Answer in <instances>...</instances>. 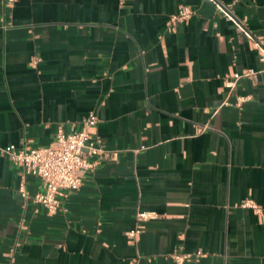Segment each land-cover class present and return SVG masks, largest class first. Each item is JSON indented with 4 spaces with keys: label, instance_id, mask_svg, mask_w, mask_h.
Here are the masks:
<instances>
[{
    "label": "crops",
    "instance_id": "0c3cea01",
    "mask_svg": "<svg viewBox=\"0 0 264 264\" xmlns=\"http://www.w3.org/2000/svg\"><path fill=\"white\" fill-rule=\"evenodd\" d=\"M249 69L257 82L227 86ZM93 111L92 141L118 156H88L51 214L2 149L48 147ZM140 211L158 217L133 242ZM178 249L264 264V0H0V264H175Z\"/></svg>",
    "mask_w": 264,
    "mask_h": 264
},
{
    "label": "built area",
    "instance_id": "2783aa9c",
    "mask_svg": "<svg viewBox=\"0 0 264 264\" xmlns=\"http://www.w3.org/2000/svg\"><path fill=\"white\" fill-rule=\"evenodd\" d=\"M18 1L5 0V3L13 6ZM193 14V8L185 5L171 20L186 24ZM242 77H250L255 82L258 81V73L253 69H249L244 73L235 74L233 76L234 80L229 81L227 86L231 89L234 88L236 81ZM250 100L251 96H238L235 102L226 99L225 104L231 107H241ZM98 122L97 113L93 111L83 120L81 131L65 132L60 130L54 143L48 147L18 149L16 146L11 145L2 149L3 153L15 165L22 168L26 175L41 179L44 191L37 194L34 201L49 213L54 214L62 211V199L65 198L66 193L78 191L87 172L97 165V162L89 161L88 156H96L100 160L117 158L118 153H110L104 147L92 141L91 130L97 126ZM241 207L251 209L258 215L263 212V209L253 200L243 201ZM157 217L158 215L154 212H138L136 215V228L129 233L130 239L135 242L142 233L144 225ZM202 255V250L185 253L178 249L171 255V259L175 264H186L187 261L200 258Z\"/></svg>",
    "mask_w": 264,
    "mask_h": 264
}]
</instances>
